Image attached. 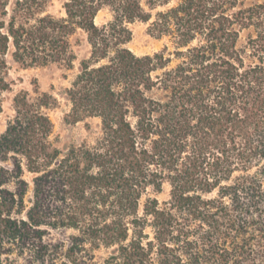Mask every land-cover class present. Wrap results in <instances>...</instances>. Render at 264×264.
<instances>
[{
    "label": "trees",
    "instance_id": "1",
    "mask_svg": "<svg viewBox=\"0 0 264 264\" xmlns=\"http://www.w3.org/2000/svg\"><path fill=\"white\" fill-rule=\"evenodd\" d=\"M148 2L0 0V92L9 55L58 64L65 122L100 119L94 142L59 146L58 98L14 95L0 264H93L102 247L106 264H264V0ZM135 22L164 45L134 53Z\"/></svg>",
    "mask_w": 264,
    "mask_h": 264
},
{
    "label": "rangeland",
    "instance_id": "2",
    "mask_svg": "<svg viewBox=\"0 0 264 264\" xmlns=\"http://www.w3.org/2000/svg\"><path fill=\"white\" fill-rule=\"evenodd\" d=\"M62 0H49L48 9L53 13H58L61 8ZM176 0H172L175 2ZM144 8H149L148 0H141ZM158 6L153 9L154 13ZM108 18L105 11H100L95 19L100 23ZM133 31V37L127 46L137 55L151 54L159 50L165 39H157L152 36L147 30V24L144 22H135L130 25ZM243 41V38L241 39ZM81 51L84 47L81 46ZM64 70L58 64H48L45 66L23 67L14 62L11 56H7V73L4 75L5 82L8 83L9 89L0 92V133L5 130L7 120L12 116L13 97L20 90H25L29 93V97L34 99L38 92H52L59 100L57 106L47 110L53 124V137L58 138V145L68 142L71 144H80L83 141L94 142L99 135L100 119L89 117L75 123H68L64 120V115L70 109L66 100L60 95V91L68 83L63 78ZM70 75V72H68ZM146 197H156L162 201L168 197V185L165 184L163 190L155 192L152 188H148L143 195L142 200ZM72 230H68L66 235H69ZM55 238H62V232H54ZM108 256V250L104 247L94 251L93 264H106L105 259ZM3 264H27V262L16 254L10 259L5 260Z\"/></svg>",
    "mask_w": 264,
    "mask_h": 264
}]
</instances>
